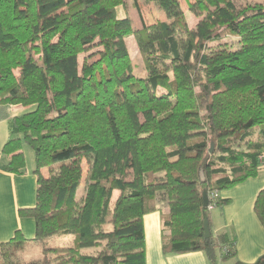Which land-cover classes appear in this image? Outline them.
Instances as JSON below:
<instances>
[{
    "label": "trees",
    "instance_id": "trees-1",
    "mask_svg": "<svg viewBox=\"0 0 264 264\" xmlns=\"http://www.w3.org/2000/svg\"><path fill=\"white\" fill-rule=\"evenodd\" d=\"M147 3L167 20L134 30L117 17L125 0H0V107L28 110L10 120L3 169L24 173L23 147L34 151L36 205L19 216L35 221L45 264L49 254L54 264H146L143 219L159 203L170 211L166 255L237 257L228 234L205 238L202 196L217 192L209 204L225 206L220 193L264 164V1L189 0L194 28L182 0ZM228 36L237 48L221 43ZM254 210L264 227V188ZM62 236L73 244L49 245ZM14 241L28 242L20 231Z\"/></svg>",
    "mask_w": 264,
    "mask_h": 264
},
{
    "label": "crops",
    "instance_id": "crops-1",
    "mask_svg": "<svg viewBox=\"0 0 264 264\" xmlns=\"http://www.w3.org/2000/svg\"><path fill=\"white\" fill-rule=\"evenodd\" d=\"M137 4L143 12L146 7L139 2ZM24 110L27 108L0 107V113L6 115H0V245L9 243L18 231L28 242H33L35 238V221L19 216L20 210L34 208L36 205L37 177L33 172L35 165H27L26 171L21 174H13L3 169L10 160V156L3 154V147L11 138L10 120ZM263 188L264 164L257 177L220 193L229 203L212 210L211 230L214 236L228 234L233 237L237 248V257L221 264H234L236 260L253 264L264 254V227L254 210L257 196ZM169 212L166 204L159 203L156 211L144 216L146 264H213L204 252L172 255L163 252V222ZM64 237L66 236L54 238ZM71 244L72 242L66 245Z\"/></svg>",
    "mask_w": 264,
    "mask_h": 264
},
{
    "label": "rangeland",
    "instance_id": "rangeland-1",
    "mask_svg": "<svg viewBox=\"0 0 264 264\" xmlns=\"http://www.w3.org/2000/svg\"><path fill=\"white\" fill-rule=\"evenodd\" d=\"M189 0H182V9L185 12V15L187 16L188 24L190 28H194L198 19L195 16L194 13H192L187 5V2ZM264 0H235V2L238 5H246V4H254V3H261ZM126 8H119L117 10V17L118 18H129L132 23V27L134 30H141L145 25H152L156 23L157 21H165L167 20V17L161 9H159L156 5L147 3V0H126ZM140 3L141 6L146 7L144 11L142 12L134 5L135 3ZM133 5V6H131ZM129 51L131 58L133 60L134 64V74L137 77L144 78L147 75V72L144 67V62L139 54V49L136 43V40L132 37L127 39ZM222 44H227V46L231 48H237L238 47V39L232 36L226 37L222 42ZM85 55L80 56V66L82 65L83 58ZM34 108L32 107V110ZM28 111V110H27ZM24 112H26L24 110ZM23 111L20 113H24ZM2 117H5L6 115H2ZM23 151L26 156L27 165L30 167L31 165H35V154L34 151L24 145ZM47 170L43 169V173L46 174ZM84 194V184L81 185L77 192V199L79 200L80 197ZM115 197H117V193L115 194ZM73 236H66L64 239L60 238H52L49 240V245L52 247H63L66 246V244H69L72 242L73 244ZM19 244L18 242L14 241L13 243H9L7 245L0 246V264H3L4 262H11L12 264H45L44 262V254H43V247L41 243L33 241V242H25L23 244ZM93 252V251H90ZM8 257V259H7ZM54 255L49 254L47 257V260L51 261V264H54ZM46 260V261H47Z\"/></svg>",
    "mask_w": 264,
    "mask_h": 264
},
{
    "label": "water",
    "instance_id": "water-1",
    "mask_svg": "<svg viewBox=\"0 0 264 264\" xmlns=\"http://www.w3.org/2000/svg\"><path fill=\"white\" fill-rule=\"evenodd\" d=\"M213 149H214V143L211 144L210 151L212 152ZM202 182H205L203 174H202ZM202 200H203V206L205 208H207L208 204H209V196H208L207 191H203ZM204 233H205V238H211L212 232H211V228H210V223H209L208 217H205V220H204Z\"/></svg>",
    "mask_w": 264,
    "mask_h": 264
},
{
    "label": "built area",
    "instance_id": "built-area-1",
    "mask_svg": "<svg viewBox=\"0 0 264 264\" xmlns=\"http://www.w3.org/2000/svg\"><path fill=\"white\" fill-rule=\"evenodd\" d=\"M218 198V193L214 192L211 194V196H209V200H212L213 202H215ZM208 208L209 210H213L215 209V204L213 203L212 205L208 204Z\"/></svg>",
    "mask_w": 264,
    "mask_h": 264
}]
</instances>
